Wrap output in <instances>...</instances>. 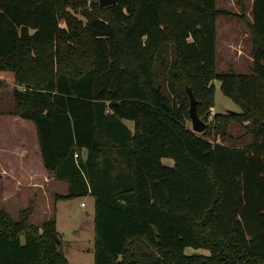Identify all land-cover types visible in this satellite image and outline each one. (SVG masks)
<instances>
[{"label":"trees","instance_id":"1","mask_svg":"<svg viewBox=\"0 0 264 264\" xmlns=\"http://www.w3.org/2000/svg\"><path fill=\"white\" fill-rule=\"evenodd\" d=\"M89 2L0 0V71L25 87L13 113L68 182L56 198H95L94 264H264V0ZM221 16L250 32L251 73L217 71ZM216 79L241 111L202 134L187 88L208 119ZM233 123L252 140L224 141ZM32 213L0 206V264H71L57 219Z\"/></svg>","mask_w":264,"mask_h":264},{"label":"rangeland","instance_id":"2","mask_svg":"<svg viewBox=\"0 0 264 264\" xmlns=\"http://www.w3.org/2000/svg\"><path fill=\"white\" fill-rule=\"evenodd\" d=\"M99 1V0H98ZM246 5H251V0H244ZM92 0L88 8L93 9ZM100 3V2H99ZM218 5L231 10H240L238 0H218ZM77 13V12H76ZM79 15V13H77ZM65 26V22L61 23ZM247 28L243 21L221 16L217 21V71L238 73H251L254 59L251 58L252 37L246 35ZM215 104L210 108L209 118L206 119L208 127L214 122L216 113L240 112V106L221 89V81L216 79ZM16 88L24 89L23 85L15 82L14 73L0 71V159L6 163L20 160L24 150L18 151L17 144L35 145L38 141L36 124L33 120L23 118L13 113L14 91ZM214 116V117H211ZM187 124L192 128L191 119ZM208 127L206 130H208ZM204 134L203 132H200ZM210 134V131H209ZM230 139L227 142L244 144L252 140L253 136L240 124L233 123L229 126ZM211 139L216 135L210 134ZM217 140H223L217 136ZM36 142V143H35ZM9 146L15 150L8 152ZM14 154V156L12 155ZM36 157V154H33ZM43 160V159H41ZM164 161L174 164L172 157H165ZM43 166L44 162L42 161ZM4 169L0 167V179L7 176L10 186L15 189L13 195L3 200L0 192V206L6 209L12 216L18 218L22 209L33 205L31 221L41 224L44 220L55 217L57 228L61 237V248L65 252L71 264H94V239H95V198L92 195L68 198H56L58 194H68L67 181L57 182L53 188L48 184L44 187H35L37 183L28 181L30 173L20 166H12ZM45 168V167H43ZM51 175H53L50 172ZM44 180H49L43 176ZM42 179V178H41ZM15 182V183H13ZM15 184V185H14ZM50 188V189H49ZM12 197V198H11ZM84 201L86 205H82ZM191 248H189L190 250ZM202 251V250H201Z\"/></svg>","mask_w":264,"mask_h":264},{"label":"crops","instance_id":"3","mask_svg":"<svg viewBox=\"0 0 264 264\" xmlns=\"http://www.w3.org/2000/svg\"><path fill=\"white\" fill-rule=\"evenodd\" d=\"M252 3H253V0H251V5H252ZM251 5H250V9H251ZM250 9L247 12L248 14H250ZM246 35H250V32L248 30H247ZM251 58H253V56H251ZM36 142H35L36 144L34 146L31 144H27L26 146L24 144H21V145L17 144L16 146H18L17 148H18L19 152L21 150H24V154L20 155V160H18V158L16 160L11 159V161H14L13 163L9 162L10 160H7L8 162L6 163L5 161H3V159H0V167H3L6 170V169H8L7 167L12 168V166H15V165L20 166V163H22L24 168L31 175V176L27 177L29 179L28 181L37 183L36 185H34L35 187H44L45 184L50 183V184H48V186L50 188H53V186H55L57 184V182H62L65 180H57L56 178H54L53 175L50 174V171L45 167V165L43 166V163H42L43 160H41L43 158H42V154H41V148H40L39 140ZM13 150H15V148H12L9 146L8 152L13 151ZM33 154H36V157ZM12 155L14 156V154H12ZM14 158H15V156H14ZM43 167H45V168H43ZM43 176L49 180H47V181L44 180ZM5 177L6 178H4V179H0V192H1V196H2L3 200L6 201V199H8L10 196H12L13 192H16V191H14L15 189H13V187L10 186V184H9L10 181L7 180L9 178L7 176H5ZM13 183H15V182H13ZM56 196H57V193H56ZM82 202H81V204H82Z\"/></svg>","mask_w":264,"mask_h":264},{"label":"water","instance_id":"4","mask_svg":"<svg viewBox=\"0 0 264 264\" xmlns=\"http://www.w3.org/2000/svg\"><path fill=\"white\" fill-rule=\"evenodd\" d=\"M117 1L118 0H99L100 5L102 7L115 4L117 3ZM187 89L190 94V115L192 119V129L196 132H203L207 129L208 122L198 114V110H197L198 101L193 93L192 88L188 87Z\"/></svg>","mask_w":264,"mask_h":264},{"label":"built area","instance_id":"5","mask_svg":"<svg viewBox=\"0 0 264 264\" xmlns=\"http://www.w3.org/2000/svg\"><path fill=\"white\" fill-rule=\"evenodd\" d=\"M211 117H214V116L211 115ZM76 155H78V153H76ZM82 205H85V202L84 201L82 202Z\"/></svg>","mask_w":264,"mask_h":264}]
</instances>
